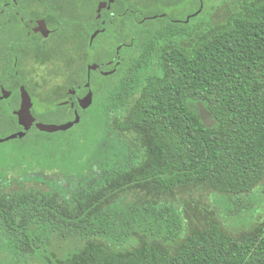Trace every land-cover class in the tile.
Listing matches in <instances>:
<instances>
[{"label": "trees", "instance_id": "obj_1", "mask_svg": "<svg viewBox=\"0 0 264 264\" xmlns=\"http://www.w3.org/2000/svg\"><path fill=\"white\" fill-rule=\"evenodd\" d=\"M214 1L188 23L167 14L130 30L133 52L92 78L94 101L73 128L0 142L23 170L0 184V237L15 264L44 250L46 264H264V210L245 208L237 231L224 221L264 181V0H233L215 22L231 0ZM90 63L106 68L81 60L75 86ZM59 97L44 95L35 113L49 105L55 117ZM5 101L0 137L23 130ZM61 243L73 247L58 255Z\"/></svg>", "mask_w": 264, "mask_h": 264}, {"label": "flooded vegetation", "instance_id": "obj_2", "mask_svg": "<svg viewBox=\"0 0 264 264\" xmlns=\"http://www.w3.org/2000/svg\"><path fill=\"white\" fill-rule=\"evenodd\" d=\"M207 3L208 0H0V97L4 89L11 92L0 101L8 103L16 96L18 102L9 105L13 112L21 105V87L25 86L34 103L36 122L56 123L51 121L54 118L65 123L77 114L81 121L91 105L83 109L80 100L90 91L93 101L95 98L92 78L114 71L133 52L127 47L133 44L130 30L155 28L160 24L157 19L167 14L175 23H188L207 14ZM87 57L104 61L106 68L98 64L96 70L87 69L86 81L75 86L81 80L79 63ZM71 59L76 63L73 67L65 63ZM34 60L62 61L64 81L36 92L27 81ZM55 92L61 94L57 99L63 105L55 112L57 115L51 117L49 105L40 106L44 114L35 113L39 105L35 106L34 98L40 101Z\"/></svg>", "mask_w": 264, "mask_h": 264}, {"label": "rangeland", "instance_id": "obj_3", "mask_svg": "<svg viewBox=\"0 0 264 264\" xmlns=\"http://www.w3.org/2000/svg\"><path fill=\"white\" fill-rule=\"evenodd\" d=\"M217 3L214 0H208V9L214 4ZM236 3L231 0L229 3H224L218 6L212 13L211 18L215 21H221L223 20L231 11L232 8L236 7ZM65 68V65L62 61H37L34 60L32 63V73L30 77L28 78L29 85L37 92L40 90H45L48 87H53L55 85L61 84L64 79V73L62 72V69ZM35 100V106L40 104L39 100ZM18 102V99L16 96L14 99H11L6 103L7 106L12 105L13 102ZM10 103V104H9ZM15 105V104H13ZM11 107V106H10ZM195 107L199 110L203 120L211 125L213 124V119L209 113V111L206 109L204 104L197 103ZM38 108V107H37ZM36 112V111H35ZM14 126L10 125L5 128L4 130V136H8L11 133L14 132ZM4 143V142H3ZM4 146V147H3ZM11 147L9 143L1 145L0 146V184L3 185L5 182V179H15L19 176L17 174L19 171L23 172L22 168L16 166L14 163H10V160L8 161V156L3 155L2 149L7 150V147ZM11 153H8L9 155ZM13 155V154H11ZM6 158L5 161H8L5 163V161L2 162L3 158ZM31 164V163H30ZM32 167H24L23 169L32 172ZM19 170V171H18ZM30 179V178H29ZM29 184H27L28 186ZM13 187H18V185L13 184ZM205 192V191H204ZM201 191H197L194 193V196H197L199 193H204ZM241 205L238 206L237 211H230L227 216H224L225 224L232 230L237 231L243 228H246L248 225L245 224L243 220L248 216L247 212L245 211V208L251 207V212L258 210L259 213L264 210V181L261 185L256 187V190L246 196H243L242 200L240 201ZM220 209V208H219ZM260 216V215H258ZM261 217V216H260ZM258 219V217L251 220V224L255 222ZM73 247L72 243H61L57 247V249H52L55 251L58 255H62L66 253L69 249ZM45 251V252H44ZM41 251L40 254L37 255L36 260L33 262V264H46L45 259L43 258V254L48 253L47 250ZM0 264H15L12 256L9 254V252L4 247V241L0 237Z\"/></svg>", "mask_w": 264, "mask_h": 264}, {"label": "water", "instance_id": "obj_4", "mask_svg": "<svg viewBox=\"0 0 264 264\" xmlns=\"http://www.w3.org/2000/svg\"><path fill=\"white\" fill-rule=\"evenodd\" d=\"M197 14V13H196ZM38 29L43 30L42 26H39ZM95 36V34L93 35ZM97 63H90L88 64V71L96 70L98 68ZM109 72H105V74H108ZM87 86L90 85V82L86 84ZM11 95V92L4 89L3 94L0 97V99L8 98ZM93 102V92L90 91L84 98L80 100V106L83 109L88 108ZM33 100L28 92V90L25 88V86L21 87V105L18 109L13 111V114H15L18 117L19 124L23 127V130L14 132L6 137H0V142L8 141L17 137H23L27 131H29L33 125L40 131L44 132H58V131H66L70 128H72L75 124H78L80 122V116L77 114L79 119L76 118L72 121H68L65 123H44V122H36V118L32 113V107H33ZM76 116V117H77ZM36 122V123H35Z\"/></svg>", "mask_w": 264, "mask_h": 264}, {"label": "snow or ice", "instance_id": "obj_5", "mask_svg": "<svg viewBox=\"0 0 264 264\" xmlns=\"http://www.w3.org/2000/svg\"><path fill=\"white\" fill-rule=\"evenodd\" d=\"M76 119L78 120V119H79V117L77 116V117H76Z\"/></svg>", "mask_w": 264, "mask_h": 264}]
</instances>
